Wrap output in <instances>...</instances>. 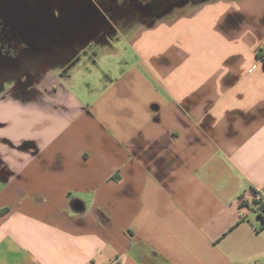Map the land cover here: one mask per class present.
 <instances>
[{"label":"crops","instance_id":"obj_1","mask_svg":"<svg viewBox=\"0 0 264 264\" xmlns=\"http://www.w3.org/2000/svg\"><path fill=\"white\" fill-rule=\"evenodd\" d=\"M164 1L141 63L0 91V264H264V0Z\"/></svg>","mask_w":264,"mask_h":264},{"label":"flooded vegetation","instance_id":"obj_2","mask_svg":"<svg viewBox=\"0 0 264 264\" xmlns=\"http://www.w3.org/2000/svg\"><path fill=\"white\" fill-rule=\"evenodd\" d=\"M88 1L74 5L66 0L62 5L60 0H0V77H8L5 91L11 87L31 97L38 93L37 84L55 74L56 67L63 66L62 74L67 71L72 63H46L44 59L63 55L79 41L77 37L90 34L95 24L87 18ZM93 1L112 21L136 19L139 13L154 20L165 5L164 0ZM81 12L82 22L77 17Z\"/></svg>","mask_w":264,"mask_h":264},{"label":"rangeland","instance_id":"obj_3","mask_svg":"<svg viewBox=\"0 0 264 264\" xmlns=\"http://www.w3.org/2000/svg\"><path fill=\"white\" fill-rule=\"evenodd\" d=\"M196 1L197 0H188L185 5H193ZM142 5L144 7L147 6L146 4ZM143 16L139 13L138 17L132 20L95 21L93 22L95 25H92L93 29L90 31V34L84 37H77L79 41L73 43L66 53L59 57L50 56L44 60L46 63H97L96 65L98 66V63H104L103 65H105V67H107L108 63H141V59L146 60L147 57L143 55V51L146 49L141 47V43H146V37L143 38L140 35L137 38H131L132 34L135 36V29L137 27L139 28V25H145L149 27V29H153L157 22H164L163 20H149L147 17ZM78 21L82 22L80 19ZM98 29H101V34H99V32V35L96 34ZM124 35L129 38V41H133L132 45L125 39ZM157 35H161V33L158 32ZM137 40L140 42H136ZM140 48L143 49V51ZM91 66L92 65H88V69H90ZM2 74H5L4 70H2ZM85 74L86 73L83 74L79 71L77 78H86L83 77ZM51 76L52 74L50 73L47 77ZM7 82L8 77H0V91L5 87Z\"/></svg>","mask_w":264,"mask_h":264},{"label":"water","instance_id":"obj_4","mask_svg":"<svg viewBox=\"0 0 264 264\" xmlns=\"http://www.w3.org/2000/svg\"><path fill=\"white\" fill-rule=\"evenodd\" d=\"M187 2H188L187 0H183L181 5H185ZM174 5H177V4L176 3H171L169 5V7H168V10H171ZM77 17L80 20H82L83 19L82 12L80 14H78ZM87 18H89V21L92 22V23L95 22V21L104 20V19H101L100 15H99L98 7L92 0H91V3L89 2V12L87 14ZM96 33H97V31H96ZM73 207L77 211H81L84 208L83 203L81 201H75L74 204H73Z\"/></svg>","mask_w":264,"mask_h":264},{"label":"trees","instance_id":"obj_5","mask_svg":"<svg viewBox=\"0 0 264 264\" xmlns=\"http://www.w3.org/2000/svg\"><path fill=\"white\" fill-rule=\"evenodd\" d=\"M254 202H253V204H254L253 205V208H254V210L258 211L260 217L262 218L263 226H264V201L262 202V204L259 207L256 206V203H254ZM6 211H7V209L0 210V215H2L3 213H5Z\"/></svg>","mask_w":264,"mask_h":264},{"label":"built area","instance_id":"obj_6","mask_svg":"<svg viewBox=\"0 0 264 264\" xmlns=\"http://www.w3.org/2000/svg\"><path fill=\"white\" fill-rule=\"evenodd\" d=\"M263 201H264V195L261 194V193L256 192L254 194V199H253V202L256 203V206L259 207L262 204Z\"/></svg>","mask_w":264,"mask_h":264}]
</instances>
